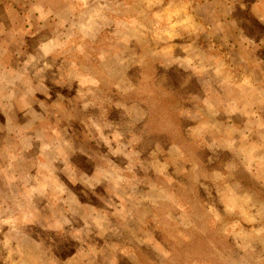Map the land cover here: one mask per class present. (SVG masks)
<instances>
[{
  "label": "rangeland",
  "instance_id": "obj_1",
  "mask_svg": "<svg viewBox=\"0 0 264 264\" xmlns=\"http://www.w3.org/2000/svg\"><path fill=\"white\" fill-rule=\"evenodd\" d=\"M264 264V0H0V264Z\"/></svg>",
  "mask_w": 264,
  "mask_h": 264
},
{
  "label": "trees",
  "instance_id": "obj_2",
  "mask_svg": "<svg viewBox=\"0 0 264 264\" xmlns=\"http://www.w3.org/2000/svg\"><path fill=\"white\" fill-rule=\"evenodd\" d=\"M141 253L139 252L137 255H136V258H137V262L138 264H144V258L143 257H140ZM146 264V263H145ZM149 264V263H148Z\"/></svg>",
  "mask_w": 264,
  "mask_h": 264
}]
</instances>
